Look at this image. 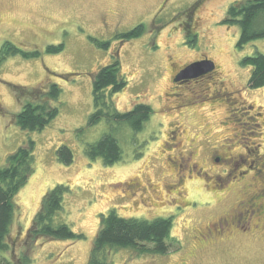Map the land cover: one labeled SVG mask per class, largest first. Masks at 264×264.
Listing matches in <instances>:
<instances>
[{"label":"rangeland","instance_id":"1","mask_svg":"<svg viewBox=\"0 0 264 264\" xmlns=\"http://www.w3.org/2000/svg\"><path fill=\"white\" fill-rule=\"evenodd\" d=\"M162 1L0 0V49L9 41L23 50L42 52L34 57L10 55L0 64V167L29 139L35 142V172L14 199L17 209L9 241L16 263L27 255V264H88L101 218L115 210L125 217L174 218L168 253L137 254L119 248L113 252L115 264H264L263 230L224 242H199L208 235L194 228L212 223L237 198L218 202L210 211L181 212L176 201L191 197L201 204L214 197L191 186L175 195L180 189L172 190L176 182L171 171L179 167L171 165L164 151L170 123L177 120L188 133L185 141L200 136L206 127L225 151L236 149L243 154V146L245 152L255 150L245 155L247 164L264 154V86H249L252 67L242 63L246 56L264 53V37L240 47V27L224 23L229 7L242 0H172L161 8ZM138 25H144L141 35L121 39L122 33ZM95 39L110 45L101 48ZM50 45H63V49L48 53ZM115 58L127 80L125 89L115 96L117 109L125 112L144 102L154 110L140 132L126 122L107 119L89 124L95 109L94 76ZM200 58L216 64L214 76L178 87L184 92L183 102L198 103L172 110L173 101L180 100L171 81L175 66ZM52 83L62 87L61 96L53 102L59 114L43 130H23L14 121L22 109L14 86ZM220 86L224 93L230 92L229 100L199 102ZM232 109H241L238 124ZM228 117L232 120L223 125ZM106 133L118 140L123 152L122 160L112 165L104 164L102 158L90 160L85 153L89 143ZM63 144L73 150L71 164L57 157ZM58 184L69 188L60 221L84 237L32 241L28 232L33 219L47 191Z\"/></svg>","mask_w":264,"mask_h":264},{"label":"trees","instance_id":"2","mask_svg":"<svg viewBox=\"0 0 264 264\" xmlns=\"http://www.w3.org/2000/svg\"><path fill=\"white\" fill-rule=\"evenodd\" d=\"M225 24L237 25L241 34L238 46L242 47L253 40L264 37V0H242L234 2L228 9ZM144 32V25L124 32L121 39L137 37ZM96 43L107 49L109 41ZM63 45L47 47L48 53L61 51ZM22 54L25 57L40 56L38 49L23 50L12 42H5L0 49V64L10 55ZM242 63L252 67L249 86H264V53L257 52L246 56ZM127 80L123 75L121 63L115 58L110 64L102 67L94 76L93 98L94 111L89 124L94 125L103 119L114 122H126L136 132L143 130L154 110L151 105L137 102L133 108L121 112L117 109L115 96L125 89ZM16 96L22 106L14 121L23 130H43L59 114V108L53 106L62 93V87L52 83L41 87L14 86ZM35 142L29 139L16 151L10 153L7 165L0 167V264H27L29 258L16 263L15 252L9 241L10 233L16 216V194L28 183L35 172ZM85 153L90 160L102 158L104 164L112 165L122 160L123 152L118 140L106 133L94 143L86 146ZM59 161L71 164L74 153L69 145L63 144L57 150ZM69 190L65 184H58L45 194L42 205L35 218L28 236L32 241L43 238L59 240H79L83 233L75 231L68 223L60 221L59 214L64 209V196ZM173 216L156 217L154 219L125 217L111 210L101 218L100 229L93 241L88 264H115L113 252L119 248L133 249L137 254L150 252L166 254L173 242ZM12 253V254H11Z\"/></svg>","mask_w":264,"mask_h":264},{"label":"flooded vegetation","instance_id":"3","mask_svg":"<svg viewBox=\"0 0 264 264\" xmlns=\"http://www.w3.org/2000/svg\"><path fill=\"white\" fill-rule=\"evenodd\" d=\"M170 1L172 0H163L160 4L161 8ZM204 59L207 58L187 62L180 67L175 66L171 81L176 87V89L173 88V90L175 89L173 92L178 93L180 100L173 101L175 106L172 110L179 111L177 109L182 108L184 105L198 103V100L183 102L184 92L178 89L186 87V84L212 78L217 70L216 64L213 70L201 76L180 78L179 75L191 63ZM222 88L220 86L217 89L214 87L213 90L207 89L211 92V95L207 93L203 96L204 99L199 102L212 100L213 103H217V101L225 103L229 100L230 92L224 93ZM205 89L203 88V90ZM232 110L234 112L231 116L237 117L234 120L238 124L243 116L239 113L241 109ZM227 119L228 121L225 120L222 123L223 125L230 123V120H232L230 117ZM170 126L172 128H170L168 137L165 140L164 151L166 159L171 165L179 167V169L174 168L171 171L176 182L175 186H171L172 190L175 187L180 189V191L175 192V195L181 194L186 188L189 190V186H191L197 192L214 197V199L205 202L201 201V204L195 202L194 198L191 197H187L183 201H176L181 212L186 210L193 212L198 209L210 211L216 209L218 202H226L232 196L237 198L236 204L227 211L221 212L222 214H218L219 216L212 223L200 224L194 228V231L201 234L205 232L208 235H202L199 242L201 244L209 243L208 239L214 240V242H224L237 235H250L261 230L264 231V154L257 155L256 160H252L251 163L247 164L248 160L245 155L248 156L255 150L245 152V146H243V154L237 152L236 149L225 151L223 150V144L217 145V139H211L213 133L208 131L209 129L206 127L203 128L200 136L185 141L188 133L184 124L176 120L172 121ZM234 135L236 136V134ZM200 140H203L201 144ZM227 140L231 141V138ZM186 143H188L187 147L185 146ZM255 147L256 150H259L257 146ZM245 164L247 165L245 166Z\"/></svg>","mask_w":264,"mask_h":264},{"label":"water","instance_id":"4","mask_svg":"<svg viewBox=\"0 0 264 264\" xmlns=\"http://www.w3.org/2000/svg\"><path fill=\"white\" fill-rule=\"evenodd\" d=\"M214 68L215 63L209 59L196 61L188 65L184 70H182L179 77H197L213 70Z\"/></svg>","mask_w":264,"mask_h":264}]
</instances>
